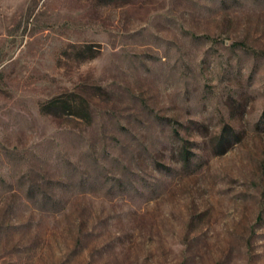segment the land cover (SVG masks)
<instances>
[{
	"label": "rangeland",
	"instance_id": "obj_1",
	"mask_svg": "<svg viewBox=\"0 0 264 264\" xmlns=\"http://www.w3.org/2000/svg\"><path fill=\"white\" fill-rule=\"evenodd\" d=\"M0 264H264V0H0Z\"/></svg>",
	"mask_w": 264,
	"mask_h": 264
}]
</instances>
